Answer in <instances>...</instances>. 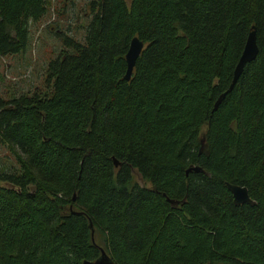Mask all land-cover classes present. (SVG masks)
<instances>
[{
	"label": "trees",
	"instance_id": "1",
	"mask_svg": "<svg viewBox=\"0 0 264 264\" xmlns=\"http://www.w3.org/2000/svg\"><path fill=\"white\" fill-rule=\"evenodd\" d=\"M88 5L82 40L58 34L45 91L0 95L15 161L0 169V264H82L100 247L115 264H264V0ZM45 12L0 0V57ZM252 29L256 58L213 110Z\"/></svg>",
	"mask_w": 264,
	"mask_h": 264
},
{
	"label": "rangeland",
	"instance_id": "2",
	"mask_svg": "<svg viewBox=\"0 0 264 264\" xmlns=\"http://www.w3.org/2000/svg\"><path fill=\"white\" fill-rule=\"evenodd\" d=\"M88 1L46 0L45 14L37 21H29V43L25 50L0 57L2 97L8 99L23 92L45 91L47 64L63 47L58 34L83 39V27L91 18ZM14 164L8 147L0 142V169ZM133 180L142 186L149 185L137 173Z\"/></svg>",
	"mask_w": 264,
	"mask_h": 264
},
{
	"label": "water",
	"instance_id": "3",
	"mask_svg": "<svg viewBox=\"0 0 264 264\" xmlns=\"http://www.w3.org/2000/svg\"><path fill=\"white\" fill-rule=\"evenodd\" d=\"M143 46H144L143 42L136 36L132 37V39L130 40L129 47L125 54L126 72H125L124 78L126 80H129L132 70L134 68V65L136 63V60L138 56L140 55L143 49ZM257 53H258V46L256 43V33H255V30L252 29L247 35L243 50L235 65L230 84L228 88L226 89V91L221 93L216 99L213 110L217 109L218 105L221 103L225 94L232 90L233 86L235 85L238 78L240 77L245 65L253 61L256 58ZM115 164L117 163L115 162ZM191 170L202 171V168L200 166H192V167H189L186 170V172H189ZM225 184L227 188L229 189V191L231 192L232 197H233V202L235 204H243V203H247L251 205L255 204V201L249 196L246 186L237 185V184H233L230 182H226ZM90 226L92 227L91 223H90ZM91 238H92V241L95 242L93 229H91ZM99 249H100V255L95 260L93 261L84 260L82 264H115L113 260L111 259V257L106 253V251L102 247H100Z\"/></svg>",
	"mask_w": 264,
	"mask_h": 264
}]
</instances>
